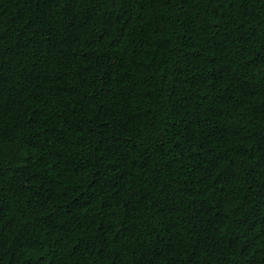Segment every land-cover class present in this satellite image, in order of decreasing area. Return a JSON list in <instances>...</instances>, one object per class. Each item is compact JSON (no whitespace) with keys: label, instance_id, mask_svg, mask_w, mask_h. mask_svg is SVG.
Listing matches in <instances>:
<instances>
[{"label":"trees","instance_id":"1","mask_svg":"<svg viewBox=\"0 0 264 264\" xmlns=\"http://www.w3.org/2000/svg\"><path fill=\"white\" fill-rule=\"evenodd\" d=\"M0 264H264V0H0Z\"/></svg>","mask_w":264,"mask_h":264}]
</instances>
